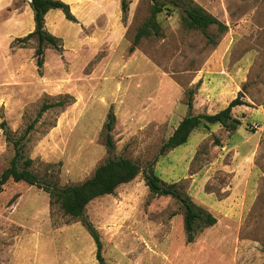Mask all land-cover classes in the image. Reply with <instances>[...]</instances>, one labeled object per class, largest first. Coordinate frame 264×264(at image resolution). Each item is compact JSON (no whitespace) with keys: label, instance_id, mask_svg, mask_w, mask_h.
<instances>
[{"label":"rangeland","instance_id":"1","mask_svg":"<svg viewBox=\"0 0 264 264\" xmlns=\"http://www.w3.org/2000/svg\"><path fill=\"white\" fill-rule=\"evenodd\" d=\"M196 1L229 25L216 43L186 30L177 9L160 14L163 35L143 38L131 51L151 5L131 0L126 14L121 7L124 35L99 48L66 51L64 45L78 39L76 24L65 19L59 25L64 45L60 39V48L46 47L43 74L35 39L25 47L15 39L0 52V175L15 155L13 140L35 122L24 151L42 178L78 183L109 157H130L142 166L156 161L164 180L190 178L186 190L217 217L189 242L181 202L165 195L149 199L140 174L87 207L107 264H264V0ZM196 86L190 109L189 90ZM241 90L251 105L234 107L242 120L237 131L214 125L160 154L186 114L218 111ZM59 94H69V103L36 121L44 102ZM111 109L116 122L110 130ZM212 132L220 145L212 144ZM207 139V153L193 163ZM96 251L83 223L52 206L43 188L11 180L0 190V264H99Z\"/></svg>","mask_w":264,"mask_h":264},{"label":"trees","instance_id":"2","mask_svg":"<svg viewBox=\"0 0 264 264\" xmlns=\"http://www.w3.org/2000/svg\"><path fill=\"white\" fill-rule=\"evenodd\" d=\"M24 1V0H23ZM29 1L35 19V29L23 37L16 38L22 46H27L33 39L38 42L36 47L37 65L41 74L45 65V50L50 44L60 48V37L54 35L46 28V14L51 9H62L65 16L72 21H77V17L71 9V5L64 0H27ZM150 15L145 18L138 27L134 41L130 47L134 51L136 46L143 38H151L163 35V25L160 14L172 15L177 9H180L181 22L186 30H198L203 33L208 41L216 43V36H221L229 30V25L218 18L215 14L205 8L196 0H150ZM131 0H121V7L124 14L129 11ZM212 29L216 32L211 33ZM200 84V82H199ZM196 88H190L189 100L187 102L190 109L194 106V95ZM246 89V84L243 85ZM69 94H59V99L55 101H46L42 105L39 116L54 106H65L69 103L66 97ZM238 105H251L244 97L241 90L229 104L215 113H188L178 123L172 134L164 141L161 146L160 154L167 152L189 142L192 133L196 130L210 132L214 125H221L229 132L237 131L242 120L233 113L234 107ZM116 122V114L113 109L108 113L107 127L111 130ZM5 125V123H3ZM35 122L29 124L24 134L13 140L15 146V155L11 159L10 165L3 170L0 175V190L13 180L16 182L24 181L30 185H37L50 194L52 206H58L66 215L77 219L83 223L86 229L93 237L97 251L96 256L99 264H107L104 255V243L98 228L93 224L87 215L88 205L95 199L116 192L122 184L134 180L142 174L150 190V198L158 196H171L179 200L182 204L185 218V228L187 240L192 242L197 235L217 223V217L207 208L197 204L190 193L186 190L189 186L190 178H181L176 181L168 182L158 173L155 165L156 161H151L148 165L142 166L140 162L126 156L109 157L102 162L87 179L72 184L61 185L59 182H52L45 178L34 169V158L27 156L24 148L27 135L34 128ZM6 131V130H5ZM7 139H11L8 131ZM212 144L220 145L221 139L213 132ZM206 141V142H205ZM197 150L193 163L201 161L202 155L207 153L210 147L209 139L205 140ZM109 147L112 146V138L107 139Z\"/></svg>","mask_w":264,"mask_h":264},{"label":"crops","instance_id":"3","mask_svg":"<svg viewBox=\"0 0 264 264\" xmlns=\"http://www.w3.org/2000/svg\"><path fill=\"white\" fill-rule=\"evenodd\" d=\"M64 1L71 5V9L77 17V21H70L76 24L75 34L78 43L68 48L64 45V37L61 36L59 25L68 18L62 9H51L46 14V28L54 35L60 37L66 51H72V49L76 51L87 45L94 47V49L95 47L99 48L106 44L107 41L114 43L115 39L124 35L125 27L121 20V0ZM17 2L18 0H0V52L2 53L7 52L12 47V42L16 38L23 37L35 29L34 11L29 1L24 0L21 4H17ZM100 21L104 22V26L98 24ZM95 26L103 27V32L96 31L97 27L95 28ZM113 26L116 27L114 30H112ZM86 29H90L89 32L92 34L84 33ZM95 31L97 34H101L100 39L96 40ZM97 41L99 44H97ZM207 99L213 101L214 97H207ZM224 107L226 106L224 105L222 108Z\"/></svg>","mask_w":264,"mask_h":264}]
</instances>
